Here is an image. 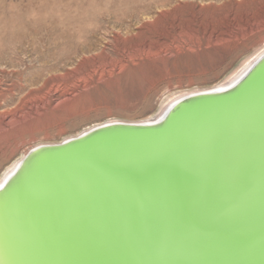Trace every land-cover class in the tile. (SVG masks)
Returning <instances> with one entry per match:
<instances>
[{"label":"water","instance_id":"water-1","mask_svg":"<svg viewBox=\"0 0 264 264\" xmlns=\"http://www.w3.org/2000/svg\"><path fill=\"white\" fill-rule=\"evenodd\" d=\"M59 151L42 213L60 264H264V54L233 85L158 119L33 148L0 195Z\"/></svg>","mask_w":264,"mask_h":264},{"label":"rangeland","instance_id":"rangeland-1","mask_svg":"<svg viewBox=\"0 0 264 264\" xmlns=\"http://www.w3.org/2000/svg\"><path fill=\"white\" fill-rule=\"evenodd\" d=\"M263 45L264 0H0V178L29 146L221 84Z\"/></svg>","mask_w":264,"mask_h":264},{"label":"bare ground","instance_id":"bare-ground-1","mask_svg":"<svg viewBox=\"0 0 264 264\" xmlns=\"http://www.w3.org/2000/svg\"><path fill=\"white\" fill-rule=\"evenodd\" d=\"M263 54L264 45L246 57L239 67L232 72L225 81L217 86L181 92L167 98L159 112L153 118L144 121L113 120L105 123L122 122L137 124L148 122L151 119H158L162 116L164 110L184 97L208 90H222L233 85ZM18 123L19 122L16 124ZM102 124L104 123L93 125L77 135L66 137L60 142H43L29 146L23 150L20 157L5 170L0 178V186L6 178L14 172L22 158L33 148L43 145L60 144L65 140L75 138ZM13 126H15V124ZM106 137L110 136L102 134L89 142L69 148L71 150L68 153L85 151V148L94 146L98 140H102ZM46 155L44 157L42 156V159H40L41 157L37 158L27 171L0 195V264H60L63 260L61 254L57 255V252L54 254L49 250L52 249V244L48 239L49 235L45 233L44 229L47 222L44 221L42 213L44 206L42 199V196H44L42 180H44L46 175L52 172L55 167H59L65 154L59 151L48 157H46Z\"/></svg>","mask_w":264,"mask_h":264}]
</instances>
